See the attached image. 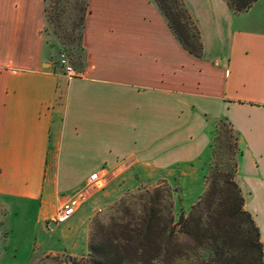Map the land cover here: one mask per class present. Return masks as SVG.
Instances as JSON below:
<instances>
[{
  "label": "crops",
  "instance_id": "0c3cea01",
  "mask_svg": "<svg viewBox=\"0 0 264 264\" xmlns=\"http://www.w3.org/2000/svg\"><path fill=\"white\" fill-rule=\"evenodd\" d=\"M183 2L200 58L153 0H87L82 62L68 78L51 59L44 0H0L1 202L57 212L79 199L86 223L155 180L174 183L191 209L224 120L237 137L235 182L264 247V0L238 14L226 0ZM95 172L103 187L91 191ZM80 237L69 254L86 246L85 229Z\"/></svg>",
  "mask_w": 264,
  "mask_h": 264
},
{
  "label": "trees",
  "instance_id": "16d2710c",
  "mask_svg": "<svg viewBox=\"0 0 264 264\" xmlns=\"http://www.w3.org/2000/svg\"><path fill=\"white\" fill-rule=\"evenodd\" d=\"M257 0H226L233 13L247 11ZM181 46L196 58L203 48L199 31L183 0H153ZM88 13L82 8V29ZM224 121V120H222ZM226 122V121H225ZM229 125V124H228ZM233 148L238 154L237 137ZM206 189L188 216L180 210L179 190L166 181L139 186L108 207L104 216L90 222L88 257L72 264H264L262 243L254 220L245 209L235 182L236 163L220 168L214 144ZM225 166V165H224Z\"/></svg>",
  "mask_w": 264,
  "mask_h": 264
},
{
  "label": "rangeland",
  "instance_id": "374dc122",
  "mask_svg": "<svg viewBox=\"0 0 264 264\" xmlns=\"http://www.w3.org/2000/svg\"><path fill=\"white\" fill-rule=\"evenodd\" d=\"M85 0H44L46 32L51 42L52 62L54 68L63 72L60 66V56L63 55L67 64L77 72L82 62V46L80 42L81 16ZM218 138L214 144L220 168L227 172L236 163L233 148V133L225 121H218L215 134ZM225 165V166H224ZM159 181H140L139 186L152 187ZM174 187V183L169 184ZM133 192H127L116 198L110 204L97 210L85 223L81 213L73 216L70 222L57 224L50 227L49 222H54L56 208L40 209L39 205L26 202H1L0 201V264H72L81 258H87L90 222L96 216H104L109 206L121 197ZM98 190L94 195L102 193ZM92 191V188H91ZM79 207V199L78 206ZM183 210L188 216L190 208H182L180 202L175 203L174 213L179 215ZM86 230L85 247L77 252L79 255L69 254L68 248L78 242L81 244V230ZM263 261L264 247L262 245ZM181 264H188L182 262ZM191 264V263H190Z\"/></svg>",
  "mask_w": 264,
  "mask_h": 264
},
{
  "label": "built area",
  "instance_id": "2783aa9c",
  "mask_svg": "<svg viewBox=\"0 0 264 264\" xmlns=\"http://www.w3.org/2000/svg\"><path fill=\"white\" fill-rule=\"evenodd\" d=\"M59 63L63 69V73L68 78H72L75 76L74 70L67 64L63 55L60 56ZM88 187L92 189H100L103 187V178L98 172H95L89 176ZM77 206L78 199H65L56 212L54 223L61 224L66 222L75 214Z\"/></svg>",
  "mask_w": 264,
  "mask_h": 264
},
{
  "label": "water",
  "instance_id": "95a60500",
  "mask_svg": "<svg viewBox=\"0 0 264 264\" xmlns=\"http://www.w3.org/2000/svg\"><path fill=\"white\" fill-rule=\"evenodd\" d=\"M49 225H50V227H54L55 223L54 222H50Z\"/></svg>",
  "mask_w": 264,
  "mask_h": 264
}]
</instances>
